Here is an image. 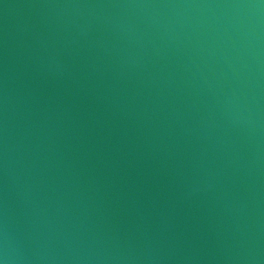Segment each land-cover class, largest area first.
Here are the masks:
<instances>
[{
	"label": "water",
	"instance_id": "1",
	"mask_svg": "<svg viewBox=\"0 0 264 264\" xmlns=\"http://www.w3.org/2000/svg\"><path fill=\"white\" fill-rule=\"evenodd\" d=\"M0 264H264V0H0Z\"/></svg>",
	"mask_w": 264,
	"mask_h": 264
}]
</instances>
